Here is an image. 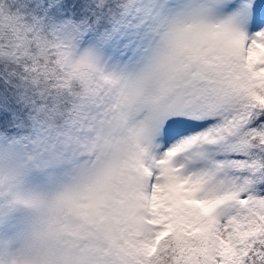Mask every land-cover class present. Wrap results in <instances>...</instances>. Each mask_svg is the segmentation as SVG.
Returning a JSON list of instances; mask_svg holds the SVG:
<instances>
[{
  "label": "snow or ice",
  "instance_id": "6c2138e0",
  "mask_svg": "<svg viewBox=\"0 0 264 264\" xmlns=\"http://www.w3.org/2000/svg\"><path fill=\"white\" fill-rule=\"evenodd\" d=\"M0 264H264V0H0Z\"/></svg>",
  "mask_w": 264,
  "mask_h": 264
}]
</instances>
